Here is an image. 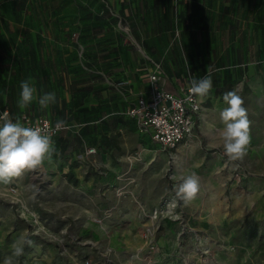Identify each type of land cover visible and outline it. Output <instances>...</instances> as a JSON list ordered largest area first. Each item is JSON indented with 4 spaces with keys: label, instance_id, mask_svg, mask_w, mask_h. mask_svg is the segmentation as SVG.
Instances as JSON below:
<instances>
[{
    "label": "rangeland",
    "instance_id": "obj_1",
    "mask_svg": "<svg viewBox=\"0 0 264 264\" xmlns=\"http://www.w3.org/2000/svg\"><path fill=\"white\" fill-rule=\"evenodd\" d=\"M151 60L164 88L213 80L193 137L169 150L125 114ZM29 78L56 103L20 109ZM232 89L251 121L235 162L203 134ZM0 104L69 125L52 163L0 185V264H264V0H0ZM192 172L185 205L172 177ZM21 236L32 243L12 256Z\"/></svg>",
    "mask_w": 264,
    "mask_h": 264
},
{
    "label": "clouds",
    "instance_id": "obj_2",
    "mask_svg": "<svg viewBox=\"0 0 264 264\" xmlns=\"http://www.w3.org/2000/svg\"><path fill=\"white\" fill-rule=\"evenodd\" d=\"M189 83L186 100L192 102L194 111H198L213 88L211 74L206 72L199 79L193 77ZM19 87L20 109L28 107L34 100L38 102L41 110L56 103L55 92H46L37 97V89L30 78L21 81ZM223 102L226 107L220 112L222 126H212L203 134L209 138V147L222 149L229 162L243 161L251 143V121L244 107V99L232 89L223 94ZM64 128L63 120H58L53 129L47 122L43 126H25L19 119L14 122L7 112L0 115V185H8L26 173L35 172L46 162L52 163L56 153L53 134ZM172 179L179 181L174 186L178 200L188 205L197 198L201 182L195 172L181 174L178 178L173 176ZM31 243L30 239L19 237L12 245V256L23 255L24 245ZM4 264H14L12 257L5 258Z\"/></svg>",
    "mask_w": 264,
    "mask_h": 264
},
{
    "label": "built area",
    "instance_id": "obj_3",
    "mask_svg": "<svg viewBox=\"0 0 264 264\" xmlns=\"http://www.w3.org/2000/svg\"><path fill=\"white\" fill-rule=\"evenodd\" d=\"M151 67L147 75V94H137L130 99L125 114L135 120L139 131L145 134L150 142L163 150H169L186 141L195 130L201 105L198 111H194L192 102L186 100L187 89L190 87L189 81L195 76L188 72L184 84L176 93L159 84L163 74L160 62L151 60ZM5 112L14 122L19 119L25 126H43L47 122L54 129L57 122L47 116L31 118L24 112L13 118L9 108L0 104V115ZM67 127L69 125L65 124V128ZM59 132H54L53 136ZM94 152L93 147L87 151L89 154ZM149 229H147L148 233L151 234L152 231L150 233ZM85 263H88V260H85Z\"/></svg>",
    "mask_w": 264,
    "mask_h": 264
},
{
    "label": "crops",
    "instance_id": "obj_4",
    "mask_svg": "<svg viewBox=\"0 0 264 264\" xmlns=\"http://www.w3.org/2000/svg\"><path fill=\"white\" fill-rule=\"evenodd\" d=\"M140 85H142L143 86V88L142 89H140L139 87H140ZM172 87H174V88H172ZM134 90L133 91H131V93H132V95H131V98L130 99H132L133 97H135L137 94H142V95H146L147 94V83H139V84H137L136 85V87L135 88H133ZM165 89H167V90H170V91H173V92H179V89H180V86L178 87L177 86V88L175 87V86H166V88ZM129 99V100H130ZM128 100V101H129ZM128 105V104H127ZM130 118V117H129ZM132 119V118H131ZM134 120V119H133ZM135 121V120H134ZM136 123V122H135ZM142 135V134H141ZM193 135V134H192ZM145 136V135H144ZM193 136H190L186 141H184V142H182V143H180V144H185V143H187L188 142V140H191V138H192ZM148 137L147 136H145V139H147ZM149 139V138H148ZM150 141V140H149ZM150 144L151 145H155V144H153L152 142H150ZM144 151H142L141 153L142 154H140V156L141 157H144V160L145 159H147V158H149L150 157V159H152V158H154V157H159L158 158V161L157 162H159L160 160H162L160 157H162L161 155L160 156H157L156 154H152V151L151 152H148V151H146V149H143ZM104 160L103 161H105V162H107V155L103 158ZM160 159V160H159ZM162 162V161H161ZM127 235H129V233L127 232V230L123 233V236L125 237V240L123 241V243L124 244H126L127 245V242H128V240H127V238L129 239V237L127 236Z\"/></svg>",
    "mask_w": 264,
    "mask_h": 264
},
{
    "label": "bare ground",
    "instance_id": "obj_5",
    "mask_svg": "<svg viewBox=\"0 0 264 264\" xmlns=\"http://www.w3.org/2000/svg\"><path fill=\"white\" fill-rule=\"evenodd\" d=\"M201 119L203 120V122H205V115H201ZM207 119V118H206Z\"/></svg>",
    "mask_w": 264,
    "mask_h": 264
},
{
    "label": "trees",
    "instance_id": "obj_6",
    "mask_svg": "<svg viewBox=\"0 0 264 264\" xmlns=\"http://www.w3.org/2000/svg\"><path fill=\"white\" fill-rule=\"evenodd\" d=\"M11 114V113H10ZM12 116V115H11ZM17 117V116H16ZM16 117H13V118H16Z\"/></svg>",
    "mask_w": 264,
    "mask_h": 264
}]
</instances>
